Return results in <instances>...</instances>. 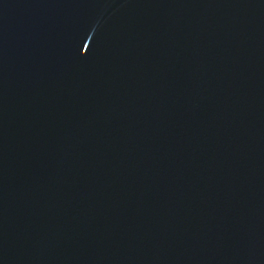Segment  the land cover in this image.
<instances>
[{"label":"water","instance_id":"1","mask_svg":"<svg viewBox=\"0 0 264 264\" xmlns=\"http://www.w3.org/2000/svg\"><path fill=\"white\" fill-rule=\"evenodd\" d=\"M0 264H264V0H0Z\"/></svg>","mask_w":264,"mask_h":264}]
</instances>
